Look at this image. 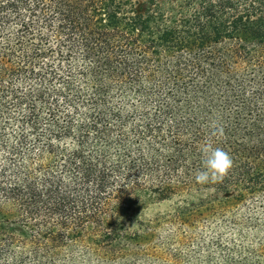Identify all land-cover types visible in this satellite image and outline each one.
<instances>
[{"label":"trees","instance_id":"trees-1","mask_svg":"<svg viewBox=\"0 0 264 264\" xmlns=\"http://www.w3.org/2000/svg\"><path fill=\"white\" fill-rule=\"evenodd\" d=\"M0 264H264V0H0Z\"/></svg>","mask_w":264,"mask_h":264},{"label":"clouds","instance_id":"clouds-1","mask_svg":"<svg viewBox=\"0 0 264 264\" xmlns=\"http://www.w3.org/2000/svg\"><path fill=\"white\" fill-rule=\"evenodd\" d=\"M201 167L195 173L197 183H206L211 178L221 179L232 167V159L227 152L210 143L201 146Z\"/></svg>","mask_w":264,"mask_h":264},{"label":"rangeland","instance_id":"rangeland-1","mask_svg":"<svg viewBox=\"0 0 264 264\" xmlns=\"http://www.w3.org/2000/svg\"><path fill=\"white\" fill-rule=\"evenodd\" d=\"M168 205H170V204L169 203H163L161 206L156 207V209H153V210H151L152 208L148 209L147 214H151L153 212H156L157 210L165 209Z\"/></svg>","mask_w":264,"mask_h":264}]
</instances>
